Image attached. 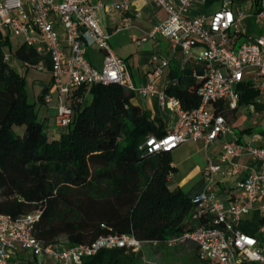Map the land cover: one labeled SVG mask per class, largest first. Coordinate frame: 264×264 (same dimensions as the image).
Wrapping results in <instances>:
<instances>
[{"label":"built area","instance_id":"obj_1","mask_svg":"<svg viewBox=\"0 0 264 264\" xmlns=\"http://www.w3.org/2000/svg\"><path fill=\"white\" fill-rule=\"evenodd\" d=\"M197 0H154L166 17L143 36L133 35L141 44L158 37L166 38L174 54H191L203 67V83L198 89L201 103L185 109L180 99L166 93L170 60L159 54L144 84L137 86L123 57L110 45L111 32L102 26L99 8L107 12L130 9L131 0L93 4L90 0H0V44L12 36L22 37L43 58L38 66L45 69L51 61L52 84L45 95L49 104L58 93L59 104L54 124L61 128L71 122L73 109L67 102L73 88L81 84L121 83L142 97L156 96L160 107L169 113L168 132L162 137L150 135L140 146L148 153L169 151L189 141L203 140L205 147L218 141L229 130L220 107L238 109L241 85L249 82L264 91V0H256L255 21L258 34L252 39L235 42L241 33L242 8L235 10L232 0H223L221 8L211 14L192 13ZM124 28L118 25L116 31ZM89 47L103 51V63L97 67L87 58ZM4 58L13 55L5 49ZM258 102V99H257ZM255 111V103L248 104ZM46 127V126H45ZM241 155L263 162V168L242 165ZM202 171V189L192 198V228L182 236L169 239L167 245L192 241L201 259L213 264H264V239L245 231L240 224L252 211L264 218V138L254 134L250 140H228L217 158L207 156ZM229 167L236 179L221 186L218 176ZM174 175L170 171L168 178ZM38 211L14 218L0 210V264H10L19 250H28L49 264H81L84 256L101 249L117 247L139 251L157 241L141 240L133 233L101 235L91 243L61 245L44 243L34 235Z\"/></svg>","mask_w":264,"mask_h":264},{"label":"trees","instance_id":"obj_2","mask_svg":"<svg viewBox=\"0 0 264 264\" xmlns=\"http://www.w3.org/2000/svg\"><path fill=\"white\" fill-rule=\"evenodd\" d=\"M8 46V38L0 44L2 212L17 218L38 211L34 235L46 244L67 246L110 233H133L161 247L192 228V198L202 188L195 193L173 189L168 178L176 169L171 152L148 153L140 147L150 135L168 132L163 116L136 104L135 92L121 83L81 84L67 97L75 112L70 127L59 138L51 137L37 104H46L52 82L38 101H31L25 75L4 58ZM14 57L31 65L43 61L26 43L18 45ZM202 76L196 61L172 59L165 91L185 109L198 107ZM260 94L249 82L242 83L240 107L258 105ZM236 110L219 108L227 119ZM15 127H23V133ZM139 251L104 248L84 256L81 264H137Z\"/></svg>","mask_w":264,"mask_h":264},{"label":"crops","instance_id":"obj_3","mask_svg":"<svg viewBox=\"0 0 264 264\" xmlns=\"http://www.w3.org/2000/svg\"><path fill=\"white\" fill-rule=\"evenodd\" d=\"M90 1L95 5H99L101 3L107 4V3H112V2H118L120 0H90ZM232 1H233V8L235 10L243 8L244 7L242 6L243 3L247 4L246 6L247 11L252 10L254 8L256 9V4H257L256 0H232ZM222 2L223 0H197L195 1L192 7V13L193 14H198V13L211 14L214 11L221 8ZM240 3L242 4L240 5ZM98 12H99L100 22L102 26L111 32L110 40L112 39L113 41L112 47L114 46L112 49L115 50L116 53H117L116 49L117 50L123 49L126 52V50L128 49V41L129 39L132 40L133 35L143 36L156 23H158L160 20L166 17L165 10L161 8L160 6H158L154 2V0H131L130 9L126 12H121L119 10L107 12L103 8H99ZM254 16L246 13V16L240 22L241 33L234 38L235 42H240L245 39H252L257 35L258 29L256 26V21H254V26L252 28H251V25L247 22V20L250 17H254ZM118 25H122L124 26V28L120 31L115 32V28ZM129 31H131L132 33L129 34ZM144 43H147V44H143L142 42L141 44L143 45L141 46V48H138L136 51H130V54H129L130 58L128 60H126L125 57L121 56L124 58L127 65L129 66L132 79L137 86L144 84L148 74H150L154 70L155 66H157L156 63L152 62V59H151L154 54H159L163 57L168 58L170 60L169 66H171L172 59L178 62L180 61L182 63L184 62L188 64L195 63V60L186 59V57L182 53L174 54L172 52L170 43L166 38L158 37L156 39H150ZM141 44H137V45H141ZM94 56L96 60H100L101 58V64H102L103 51L101 50H99V52L95 51ZM45 64L47 65L45 67L46 70L39 69L37 67H30L31 69L39 70L40 71L38 74L39 76L48 78L50 75L46 83H43L44 85L40 86L39 89H42L47 84L52 82V72H51L52 67H51V61L49 58L46 59ZM14 67L16 69L18 67H21L22 70H25V73L28 72L26 71V67L24 66H14ZM41 70H45V71H41ZM25 73H22V74L25 75V77L27 78ZM42 77L36 76L34 77V80H44L42 79ZM52 102L53 100L50 102L51 104L49 103V104H46L45 106H47L48 108H53L54 110H57V105L59 104V102L57 101L55 105H53ZM134 102L150 110L153 115H161L164 117L163 115L164 110L160 107L156 96L142 97V96L136 95L134 98ZM47 118L49 117L47 116L43 117V119L45 120L46 129L51 137L59 138L63 131L68 130L69 128L68 126L61 127V128L57 127L54 124V119H53L54 116L52 117L51 120H48ZM23 129H24L23 127H15V130L20 134L23 133ZM228 133H230L229 130L223 136H221V138L218 140L222 143V145L225 142L224 137ZM236 139H241V135L240 136L236 135L233 139H230V140H236ZM222 145L219 147L215 158L219 156L221 149H222ZM236 161H238L242 165L241 167L242 175L244 174L243 172L246 171L247 165H251L252 167L257 168V169L263 168V162L253 161L250 159L248 155H241L236 158ZM218 179H219L220 185L222 187L223 186L225 187V185L232 184L233 180L236 178L235 176L231 175V173L229 172V167L226 166L224 173L220 174L218 176ZM202 181H203V177H202ZM253 213H258L259 221L261 222L260 229L255 232L254 231L252 232L251 230H249L250 228L247 225H245V223H247L245 221L247 220L249 221L248 218ZM253 213H250L248 216H246L245 219L241 222L240 226L243 230L249 231L257 235L259 238L264 239V218H262V215L258 210L253 211ZM30 253L31 252L28 250H19L11 258L10 264H49L48 259L43 260V259L36 257L35 255L33 256Z\"/></svg>","mask_w":264,"mask_h":264},{"label":"rangeland","instance_id":"obj_4","mask_svg":"<svg viewBox=\"0 0 264 264\" xmlns=\"http://www.w3.org/2000/svg\"><path fill=\"white\" fill-rule=\"evenodd\" d=\"M242 3H240L241 5ZM244 6L242 9L247 11V4L243 3ZM256 9L248 10L246 13L255 15ZM255 16L250 17L247 22L251 25V28L254 26ZM132 32L129 31V34ZM259 32L257 31V34ZM246 40V39H245ZM11 43V48L8 46L6 49L12 52L13 58L11 60V65L13 66H24L26 67L27 73L25 70H22L21 67H18L17 70L25 73L26 78V88L29 94V99L31 101H38V95L42 91L39 89L40 86L46 83L48 78L39 76V70L31 69L27 67L24 63L17 60L14 57V52L18 45L23 42L22 37L12 36L9 38ZM128 41V40H127ZM112 39L110 40V45L112 47ZM143 44H147L144 43ZM137 45L131 39L128 41V49L126 52L121 49L117 50L119 56H123L128 60L130 51H136L138 48H141L143 45ZM115 45V44H113ZM114 47V46H113ZM112 47V48H113ZM99 52V49L95 47H89L87 58L95 63L97 67H101V58L100 60H96L94 56V52ZM115 51V50H114ZM100 54V53H99ZM186 59L191 58V54H188ZM194 60V59H193ZM103 63V62H102ZM154 67V66H153ZM31 69V70H29ZM46 70V69H45ZM41 70V71H45ZM42 77L44 80H34V77ZM90 96L88 95L85 100H88ZM58 100V93H54L52 104L55 105ZM51 104V103H50ZM46 104H37V110L40 118L47 116L48 120H51L55 115L57 110L53 108H48L45 106ZM75 112L73 111L71 122L73 121ZM163 115L165 119L167 116H170L168 112L163 111ZM47 120V121H48ZM70 122V124H71ZM229 122V131L225 137L224 141H228L233 139L236 135L240 136L242 140H250L254 134L257 135V139L264 138V91L261 92L258 97V105L255 104V111H251L248 105H244L239 107L234 115L229 114L228 116ZM70 124L68 127H70ZM222 145L220 141H217L211 144L208 148L205 147V143L203 140L199 141H189L182 143L177 148L171 151L173 157V163L177 167L174 171V175L170 178V186L174 188H182L187 192H197L203 186L202 181V169L207 165V156L210 155L213 158L216 157L219 147ZM253 213V211L251 212ZM249 221H245V225H247L252 232L257 231L261 227V222L259 221L258 213H253L249 216ZM61 244V243H60ZM65 245V244H61ZM139 258L137 260V264H211L204 259H201L197 253L196 244L192 241H185L181 243H176L174 245H163L161 247H157L155 245H145L140 251ZM33 255V253H30ZM34 256V255H33Z\"/></svg>","mask_w":264,"mask_h":264}]
</instances>
